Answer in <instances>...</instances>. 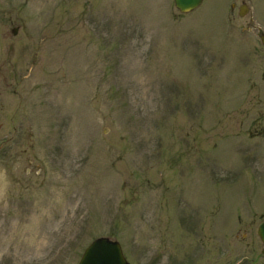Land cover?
Listing matches in <instances>:
<instances>
[{
  "label": "rangeland",
  "instance_id": "374dc122",
  "mask_svg": "<svg viewBox=\"0 0 264 264\" xmlns=\"http://www.w3.org/2000/svg\"><path fill=\"white\" fill-rule=\"evenodd\" d=\"M257 27L264 0H0V264L100 236L129 264H264Z\"/></svg>",
  "mask_w": 264,
  "mask_h": 264
},
{
  "label": "water",
  "instance_id": "95a60500",
  "mask_svg": "<svg viewBox=\"0 0 264 264\" xmlns=\"http://www.w3.org/2000/svg\"><path fill=\"white\" fill-rule=\"evenodd\" d=\"M202 0H173L175 7L181 12L196 8ZM14 32V31H13ZM257 234L264 245V222L257 229ZM264 253V249L262 250ZM78 264H129L125 259L120 244L105 236L91 241L83 251Z\"/></svg>",
  "mask_w": 264,
  "mask_h": 264
},
{
  "label": "flooded vegetation",
  "instance_id": "af4514ba",
  "mask_svg": "<svg viewBox=\"0 0 264 264\" xmlns=\"http://www.w3.org/2000/svg\"><path fill=\"white\" fill-rule=\"evenodd\" d=\"M243 3L246 4L245 2H242L241 4H243ZM240 5L237 7L238 15H239V13L241 11L240 10ZM234 9H235V3H231V11L233 12ZM248 9H249V7L246 8V12L245 13L247 15H250V13L248 12ZM246 14H245V16H247ZM256 31H257V36L259 37L261 42L264 43V32L262 31V29L260 27H257ZM262 76H264V72L262 73ZM256 104L257 105L259 104V105L263 106L264 105V99L263 98L259 99V97H258V102ZM254 121H255V124L252 125L254 123ZM254 121H252L253 123L252 122L249 123L250 128H253L254 130L253 131H248V133H249L248 135H249V137L256 136L258 138H262V140L264 141V121L263 120L261 121L259 119H254ZM261 222H264V220L261 221ZM237 264H241V263H237ZM247 264H263V263H261V262H250V263H247Z\"/></svg>",
  "mask_w": 264,
  "mask_h": 264
}]
</instances>
